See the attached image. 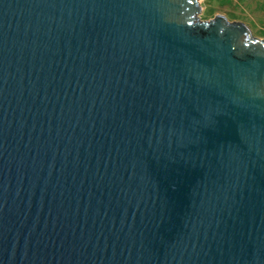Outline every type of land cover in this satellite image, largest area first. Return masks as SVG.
Masks as SVG:
<instances>
[{
  "label": "water",
  "instance_id": "water-1",
  "mask_svg": "<svg viewBox=\"0 0 264 264\" xmlns=\"http://www.w3.org/2000/svg\"><path fill=\"white\" fill-rule=\"evenodd\" d=\"M198 0H0V264H264V37Z\"/></svg>",
  "mask_w": 264,
  "mask_h": 264
},
{
  "label": "rangeland",
  "instance_id": "rangeland-1",
  "mask_svg": "<svg viewBox=\"0 0 264 264\" xmlns=\"http://www.w3.org/2000/svg\"><path fill=\"white\" fill-rule=\"evenodd\" d=\"M202 19L224 14L228 20L244 22L254 36L264 37V0H198Z\"/></svg>",
  "mask_w": 264,
  "mask_h": 264
}]
</instances>
